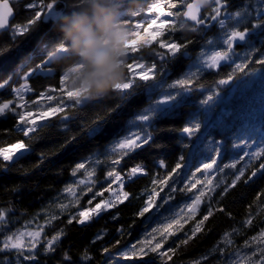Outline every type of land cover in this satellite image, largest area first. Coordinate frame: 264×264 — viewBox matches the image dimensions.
I'll return each instance as SVG.
<instances>
[{
    "label": "snow or ice",
    "instance_id": "snow-or-ice-1",
    "mask_svg": "<svg viewBox=\"0 0 264 264\" xmlns=\"http://www.w3.org/2000/svg\"><path fill=\"white\" fill-rule=\"evenodd\" d=\"M61 2L62 0H29L26 7L31 10V15L24 23H12L14 10L10 0H0V34L10 33L12 41L23 39L27 42L46 22L54 21L62 11L78 10L82 7L80 0H63V10H57ZM125 23L131 27V35L136 43L128 47V78L113 96L126 95L137 81L155 79L160 62L189 48L199 49L204 66L210 70L221 69L229 60L235 63L236 59H240L237 49L241 47L250 48V51L241 63L236 64V71L245 69L249 64L264 65L262 48L256 47L257 39L258 44L264 46V0H245L239 7L235 6V0H143V9L126 15ZM50 32H56V35L44 45L39 63L29 67L37 58L35 52L38 50H34L33 54L24 57L18 68L7 74L0 73V126L3 129L0 134L11 136L16 133L22 137L8 146L0 147V165H3L5 172L30 154V141L39 137L45 128L59 124L64 126L65 131H70L71 124L78 119V114L85 107L93 105V102L102 104L109 98L89 101L69 89L67 74L64 71L57 72L52 59L56 52L66 53L67 47L62 44L54 24L45 31V35ZM193 36L196 39H193ZM53 76L58 77L57 85L49 84L37 89L34 81L40 77ZM227 79H231V76H227ZM224 82L226 80L219 83ZM173 87L199 88L201 82L198 75L193 74L177 81ZM172 98L164 97L161 102L166 103ZM213 99L214 94L208 96L206 102ZM119 107L115 104L106 109V112L111 115L117 112ZM150 118L149 116L140 119ZM105 122L106 117L97 116L88 135L92 136L101 131ZM184 131L192 134L193 131H199V126L195 129L188 127ZM75 138V135L69 136L65 145ZM149 142L150 137L146 134L133 131L112 143L111 148L106 146L103 151L90 150L88 155L75 160L71 165L70 179L48 204L42 206L41 210L28 218L22 226L24 229L34 227L35 230H13L12 221L9 219L11 209L7 214L4 209H0V235L3 236V240H0V252L10 257L4 264H41L38 258L41 255L54 258V253L60 248L66 235L65 228L58 226L65 214L67 225L75 222L80 226H86L93 220L108 215L119 225L116 228V236L113 237L114 246H118L126 231L130 235V230L121 223L124 219L121 206L131 207L134 200H141V205L132 214L133 224L130 227H135V221L138 219L146 226L145 231L136 242H126L122 248L118 247L116 253L109 252L106 242L102 247L103 252L107 254L106 262L156 264V261H160V264H170L178 247L187 245L190 240L203 233L205 222L215 212L224 213L234 219L233 213L221 206V201L231 190L236 189L241 182L252 187L256 183L254 178L264 180V145L259 151L243 152L231 163H224L225 150H222L219 144L214 146L212 155L203 159L198 157L195 163L187 166L183 158L170 169L165 161H160L159 167L166 169L163 177L159 173L152 175L147 172L143 164H137L125 172V157H130L138 150L140 152ZM254 145V142L245 140L237 147L251 150ZM243 157L249 159L243 167L237 168ZM254 159H260L261 162L255 171L246 176L251 160ZM226 168L234 170V178L230 182L220 180L214 183V173H221ZM195 173H200L203 179H196ZM62 174L63 170L58 173ZM138 174L151 176L152 185L139 196L127 190L131 183L140 178ZM189 175L193 179L183 183ZM182 183L183 187L178 188ZM197 184L202 185L198 194L193 193L189 198L190 202H185L182 207L177 206L178 210L174 211L171 202L175 200V194L178 191H191ZM165 187L167 192H164ZM217 188H221V194L214 201L210 193H215ZM161 192L164 194L161 195ZM87 194L91 195L85 205L82 200ZM255 201V206L264 213V207H261L264 205V189L258 191ZM165 206L169 215L161 213ZM248 207V218L243 223L252 226L254 205L249 204ZM20 215L28 214L25 212ZM198 215L200 219L197 220ZM189 222H192L193 226L184 231V226ZM180 232H183L182 236L177 235ZM233 233H239V229L233 228L232 231L223 232L215 246L196 264L210 262L214 256H218L223 264H264V226L259 227L258 235L246 239L244 249L238 251H229L236 243ZM106 236H109L107 229L99 230L93 238V244ZM253 243L255 247L252 246ZM253 257L256 259L253 260ZM62 259L63 264H91L92 260L87 251L79 262L73 261L67 253L63 254Z\"/></svg>",
    "mask_w": 264,
    "mask_h": 264
},
{
    "label": "trees",
    "instance_id": "trees-1",
    "mask_svg": "<svg viewBox=\"0 0 264 264\" xmlns=\"http://www.w3.org/2000/svg\"><path fill=\"white\" fill-rule=\"evenodd\" d=\"M28 2L29 0H10L15 14L12 23H24L31 15V10L26 7ZM244 3L245 0H235L236 7ZM63 7L62 0L57 10H63ZM53 24L54 21L46 22L42 29L34 33L27 42L23 39L12 41L10 33L1 34L0 73L7 74L18 68L24 57L33 54L34 50H38L35 52L37 58L29 67L39 63L40 52H43L44 45L56 35V32L45 35V31ZM193 39L196 37L193 36ZM254 39L257 38L254 37ZM140 46L138 42V47ZM256 47H261V54L264 55V46L258 44V39ZM237 51L240 59H236L235 63L229 60L221 69L210 70L202 65L199 49L189 48L160 62L155 79L137 81L126 95L110 96L102 104L93 102V105L85 107L78 114V119L71 124L70 131H65L64 126L59 124L45 128L39 137L30 141L32 145L30 154L19 160L8 172H5L3 165H0V209H4L6 214L11 209L9 219L12 221L13 230L22 229L28 218L39 212L42 206L48 204L57 195L64 183L70 179L71 165L75 160L88 155L90 150L103 151L106 146L111 148L112 143L133 131L146 134L150 137V142L146 143L140 152L138 150L130 157H125L127 162L125 172L130 171V168L137 164H143L147 172L152 175L159 173L163 177L166 169L159 167L160 161H165L170 169L183 158L187 166L195 163L198 157L203 159L212 155L213 148L217 144L225 150L224 163L234 162L238 155L245 151H259V148L264 145V65L249 64L245 69L236 71V64L241 63L250 48L241 47ZM54 68L57 72L62 71L57 65H54ZM20 74L22 75V72ZM193 74L198 75L201 87L193 89L173 87L177 81ZM229 75L231 79H227ZM13 79L16 78L13 77ZM221 80H226V82L219 83ZM34 84L38 90L41 86L49 84L55 86L58 84V77H40L34 81ZM213 94L214 99L206 102L207 97ZM166 96L173 97L170 105L154 109ZM115 104L120 106L119 110L108 115L106 109ZM97 116L106 117V122L101 131L89 136L88 133L94 127V120ZM146 116L151 118L140 119ZM197 126H199L198 132L193 131L189 134L184 131L185 128L195 129ZM2 132L3 129L0 126V133ZM71 135H75V140L65 145V141ZM20 138L22 137L16 133L11 136L0 134V147L8 146ZM245 140L254 142L256 145L251 150L238 148L237 145ZM42 156L43 159H41ZM248 159V157H243L237 164V168L243 167ZM260 162V159L251 160L246 176L250 175L251 171H255ZM123 164L124 161H122ZM61 170L63 174L58 175ZM184 171L187 172V169ZM233 171L226 168L221 173H214L213 182L220 180L230 182L234 178ZM138 176L140 178L131 183L127 190L139 196L152 185L151 176L145 174H138ZM195 178L203 179V176L195 173ZM188 179H193V177L189 175L183 183H187ZM254 179H256L255 185L249 187L241 182L221 201V206L230 210L234 219L224 213L215 212L205 222L203 233L198 234L187 245L178 247L170 264H196L215 246L223 232L232 231L233 228L239 229V233H233L236 243L229 251L244 249L246 239L258 235L259 227L264 226L262 225L264 213L255 206V196L259 190L264 189V180ZM101 181H103V174ZM183 183L177 187H183ZM201 187L202 185L197 184L196 188L191 191H178L175 194V200L171 202L173 210H178L177 206L182 207L185 202H190L189 198L193 193L198 194ZM167 190L165 187L164 192ZM164 192H161V195ZM220 194L221 188H217L215 193H210L214 201L219 198ZM90 195L84 196L82 204L86 205ZM249 204L254 205L252 226H246L243 223L248 218ZM140 205L141 200H134L131 207L121 206L124 218L121 223H124L125 228L130 230V235L126 231L118 246H114L113 237L116 236V228L119 225L108 215H103L102 218H97L86 226H80L75 222L67 225L65 223L67 214H65L58 225L66 231L63 242L54 253V258L44 255L38 257L41 264H63L64 253H67L73 261L79 262L85 251L92 258L91 264H114L113 261L106 262L107 254L103 252L102 247L108 242L109 252L116 253L118 247L122 248L126 242H136L142 237L146 226L140 220L135 221V227H130L133 224L132 214ZM166 209L167 206L161 209L163 215H169ZM201 209L203 210V205ZM25 212L27 216L20 215ZM198 219H200L199 215ZM192 226V222H189L184 226V231ZM101 229H107L109 236L93 244V238ZM177 235L182 236L183 232ZM0 240H3L2 235H0ZM252 246L255 247V243ZM9 258L7 254L0 252V264H4ZM255 259L256 257H253V260ZM156 264H160V261H156ZM205 264H223V261L218 256H214L210 262H205Z\"/></svg>",
    "mask_w": 264,
    "mask_h": 264
},
{
    "label": "clouds",
    "instance_id": "clouds-1",
    "mask_svg": "<svg viewBox=\"0 0 264 264\" xmlns=\"http://www.w3.org/2000/svg\"><path fill=\"white\" fill-rule=\"evenodd\" d=\"M78 10L62 11L54 27L67 47L52 59L70 88L89 101L113 96L128 78L133 40L125 16L143 9V0H82ZM207 6V5H205Z\"/></svg>",
    "mask_w": 264,
    "mask_h": 264
},
{
    "label": "rangeland",
    "instance_id": "rangeland-1",
    "mask_svg": "<svg viewBox=\"0 0 264 264\" xmlns=\"http://www.w3.org/2000/svg\"><path fill=\"white\" fill-rule=\"evenodd\" d=\"M137 39H139V38H137ZM136 43V40H132V41H130L129 43H128V45H127V47H129V45H132V44H135ZM202 65L204 66V62H203V59H202ZM68 85V84H67ZM69 87V86H68ZM69 89L70 90H72L74 93H76V94H80V92L79 91H77V90H75V89H72V88H70L69 87ZM167 97V96H166ZM164 98V97H163ZM162 101V99L160 100V103H159V106L158 107H155L154 109H156V108H159V107H164V106H167V105H170V103H171V101L169 100L168 102H166V103H162L161 102ZM147 117V116H146ZM20 229V228H19ZM21 230H35L34 229V227L33 228H28V229H24V228H22Z\"/></svg>",
    "mask_w": 264,
    "mask_h": 264
},
{
    "label": "water",
    "instance_id": "water-1",
    "mask_svg": "<svg viewBox=\"0 0 264 264\" xmlns=\"http://www.w3.org/2000/svg\"><path fill=\"white\" fill-rule=\"evenodd\" d=\"M14 18H15V14H14ZM14 18H13V20H14ZM13 20H12V21H13ZM0 35H1V34H0Z\"/></svg>",
    "mask_w": 264,
    "mask_h": 264
}]
</instances>
